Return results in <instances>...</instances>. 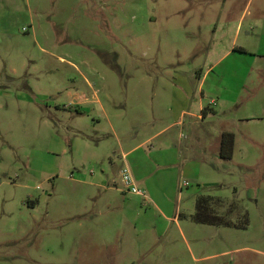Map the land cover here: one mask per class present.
Returning a JSON list of instances; mask_svg holds the SVG:
<instances>
[{
	"label": "rangeland",
	"instance_id": "374dc122",
	"mask_svg": "<svg viewBox=\"0 0 264 264\" xmlns=\"http://www.w3.org/2000/svg\"><path fill=\"white\" fill-rule=\"evenodd\" d=\"M262 16L264 0H0V264H264ZM199 196L234 225L194 221Z\"/></svg>",
	"mask_w": 264,
	"mask_h": 264
},
{
	"label": "trees",
	"instance_id": "16d2710c",
	"mask_svg": "<svg viewBox=\"0 0 264 264\" xmlns=\"http://www.w3.org/2000/svg\"><path fill=\"white\" fill-rule=\"evenodd\" d=\"M207 108H202V116L206 114ZM234 135L232 132L223 131L220 135V144L218 149L219 157L225 160H229L232 156ZM223 205L222 200L214 198L212 196H199L196 200L195 212L192 216L193 220L198 223L204 224H223L234 225L230 219H226L223 216L217 215L213 210V205ZM247 219L244 220L242 226H245Z\"/></svg>",
	"mask_w": 264,
	"mask_h": 264
},
{
	"label": "built area",
	"instance_id": "2783aa9c",
	"mask_svg": "<svg viewBox=\"0 0 264 264\" xmlns=\"http://www.w3.org/2000/svg\"><path fill=\"white\" fill-rule=\"evenodd\" d=\"M121 182L125 187L124 190L144 196V193L136 187L129 169L125 166L121 169Z\"/></svg>",
	"mask_w": 264,
	"mask_h": 264
},
{
	"label": "crops",
	"instance_id": "0c3cea01",
	"mask_svg": "<svg viewBox=\"0 0 264 264\" xmlns=\"http://www.w3.org/2000/svg\"><path fill=\"white\" fill-rule=\"evenodd\" d=\"M261 22H262V24H261V28L263 29V33H264V16H262L261 17ZM262 33V34H263ZM241 48H242V50H249V49H247V48H245V47H243V46H241ZM261 48H262V50H261ZM252 54H261L260 56H264V41H262V35H260V37H259V40H258V43H257V47H256V49H255V51H250ZM259 56V55H258ZM202 106L200 105V108H201ZM203 108V107H202ZM201 108V109H202ZM200 115H198V117H199ZM221 135V134H220ZM234 135V134H233ZM234 142H235V138H234V141H233V145H234ZM219 144H220V136H217L216 137V140H215V142H214V147L215 148H217V150L219 149Z\"/></svg>",
	"mask_w": 264,
	"mask_h": 264
}]
</instances>
